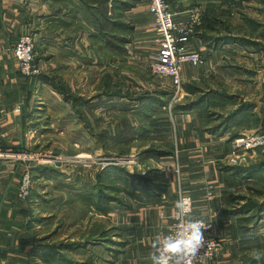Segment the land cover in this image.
Returning <instances> with one entry per match:
<instances>
[{"label":"crops","instance_id":"1","mask_svg":"<svg viewBox=\"0 0 264 264\" xmlns=\"http://www.w3.org/2000/svg\"><path fill=\"white\" fill-rule=\"evenodd\" d=\"M167 1L177 21H187L189 12L194 8L204 11L202 23L190 38L188 48L207 54L208 61L205 67L185 64L181 70L183 95L179 105L191 103L196 104L195 107L185 112H169V115L164 108L147 121L150 133L146 138L135 142L142 144V141L148 140L159 150H164L171 144H164L163 130L167 126L173 127L176 144L180 147L175 157L178 165L182 164L183 173L176 176L175 162L164 163V159L160 158L158 163H154L159 170L162 165L168 167L162 173L169 183L167 192L142 199L126 197L123 203L112 202L109 210L94 220L102 227L91 233V223L86 218L81 220L70 210L73 200L68 194L79 196L84 190V187L76 186L81 183L80 172L66 176L52 166L29 158L32 154L52 155L50 150L55 147V140L61 141L64 137L68 144L73 143L76 147L92 145L94 149L86 151L89 154L103 151L96 137L86 129L84 119L76 113L72 100L66 99L53 85L54 82H63L72 94L87 99L102 92L101 80L106 68L103 69L106 63L102 56L107 53L108 47L104 45L102 28L95 19L97 6H92V12L93 8L87 9L85 0H0V152L7 155L0 158V264H88L87 260L92 258L94 264H151L149 253L154 236L166 233L167 227L174 222L179 187L192 200L193 216L213 219L216 235L222 240V251L208 264H231L233 253L230 247L238 235L234 231V221L242 219V215L229 212L233 210L230 208L234 196L243 195L249 180L245 179V174H237L234 167L218 164L222 165L219 168L216 162L228 156L232 151L230 139L245 127L235 125L227 129L226 126L220 127L221 122L212 126L204 119V114L225 104L226 113L222 114L227 118L240 109L242 103H247L255 126L239 133L263 131L264 56L239 42L223 40L226 36L232 37L227 34L230 30L221 29L225 23L218 24L231 19V10L225 5L227 0ZM205 16L211 22H207ZM126 21L134 28L131 43L126 45V56L131 54L130 47H137L138 41L143 43L140 49L148 52L144 49L149 47L146 43H154L155 38L149 28L148 0H142L127 12ZM240 24L244 23L241 21ZM27 34L35 38L36 61L39 65L45 63L42 64L45 71L35 77L22 76L13 54L18 39ZM152 46L154 49L155 45ZM228 52L236 56L237 64L230 62L229 58L225 60L227 56L223 55H228ZM242 55L251 58L253 63L249 64V68L242 66L247 62ZM109 59H106L107 66L114 70L119 68L118 62ZM86 67L93 71L95 89L91 96L84 93L85 85L80 89V80L77 81L78 75H75L76 72L82 74ZM250 67L259 68L254 70L256 80L250 77L253 73ZM114 70L108 72L113 73ZM42 76L48 80H42ZM116 79L114 77V81ZM231 83H239V90L244 92L230 91L228 85ZM187 85H194L197 92L188 93L185 90ZM142 90L145 91L138 87L137 91ZM208 92L215 95L203 105L197 104L198 95ZM228 101L234 103L228 104ZM123 102L126 101L118 99L105 107L102 104L95 113L120 115ZM134 106L137 110L141 109L138 103ZM184 115L190 116V120L185 121ZM217 127V131H213ZM67 143L61 141L62 146ZM138 159L135 157L136 163ZM153 161L149 159L145 163ZM259 161L264 162L262 151ZM27 170L33 176L34 185L31 198L24 201L19 198V187ZM138 170L141 171V166ZM73 180H76L75 183ZM252 180L257 185L264 182V168ZM94 181L96 184V173ZM211 186L214 191L209 196ZM259 200L260 204H264V195ZM245 202L240 201L239 207ZM255 217L256 234L264 236V212L260 210ZM238 237L247 238L246 235ZM40 244L67 247L59 250L58 258H44L36 249Z\"/></svg>","mask_w":264,"mask_h":264},{"label":"rangeland","instance_id":"2","mask_svg":"<svg viewBox=\"0 0 264 264\" xmlns=\"http://www.w3.org/2000/svg\"><path fill=\"white\" fill-rule=\"evenodd\" d=\"M226 3L227 4L225 5H227L228 8H230L231 10L230 11L231 19H229V21L225 19L224 22L223 21L218 22V24L225 23L224 26H221V29L224 31L230 30L227 33L228 35H231L232 37L235 36L237 38H245L249 42H253L251 44H254L255 42H257L258 43L257 45H254V46L251 45L248 47L250 48L251 51L253 50L254 53L256 51L257 53H260V55L263 54L262 56H264V39L260 37L261 35L260 36L257 35V34H264V0H227ZM233 10H234V15L232 16ZM241 21L244 24H240ZM250 22L253 24H250ZM257 26L260 28L256 29ZM142 44L143 43H139L138 41L136 43V46H137L136 48H134V46L130 47L131 54H129V56L128 55L126 56L129 62L124 64L125 66L124 65L122 66L121 64H119V68L121 67L120 76H119V84L122 86L124 90L129 88L132 91L136 90L135 92L137 93H141V91H137L138 87L144 90L149 89L151 91H155L158 88L160 89L162 88V90L167 91L169 93V98L165 99L167 100L166 101L167 106L165 108L168 111V115H169V112H174L173 111L174 108L181 103L182 95H183L182 94L183 85H182L181 93L177 95V90L175 87H173V82L171 79L159 78L157 75L153 74V72L150 69V62H151V57L157 53V49L155 50V46L153 49L152 45H155L153 42L151 43L147 42L146 44L149 45V47H146L144 49L148 50L149 53L146 51L143 52L140 49V46H142ZM228 53H229L228 55H223V56H227L225 57V60L226 58H229L230 62L233 61V62H236L235 64H237L238 62L236 61V58H235L236 56L232 54L231 52H228ZM107 54L109 53H103V56H102L104 59V63H106V65L103 66V69L104 67H106L104 70L105 72H108V70L110 71L114 70V69H111L109 66H107V60L108 58H110V56ZM201 56L203 59V65H201V67L203 66L205 67V64H207V61H208L207 60L208 56L207 54H201ZM241 57L243 60L244 59L247 60V62L242 63V66L245 65L249 68V64L253 63L249 55H242ZM252 58H255V57H252ZM36 59H37V53L35 54V64L36 65L38 64L37 65L38 67L40 66L39 71L41 73L44 72L45 68L43 65H45V63H40L39 65ZM250 68H252L251 70L253 72L250 77L253 80H256L255 75H254L256 74V71L254 70L258 71L259 68L258 67H255V68L250 67ZM89 70L90 68L86 67L85 69L82 70V74H79L78 72H76L75 75H78V78H80V79L76 78L77 81L80 80L79 82L80 89H83V85H85L84 93H86L88 96H91L94 92L95 84H94L93 77L91 74L93 71L91 70L89 71ZM47 71H48V68L46 69V72ZM82 76H85V77L82 78ZM137 82L138 84H142V85L138 86ZM239 85H240L239 83L238 84L231 83L230 86L228 85V89L230 91H236V92L243 93L244 91L239 90ZM209 93H212V92H208V94ZM208 96L209 95H207L206 93H204L203 95H198L199 98L208 97ZM248 98L250 99L251 97L248 96ZM229 102L230 101H228L227 103L229 104ZM231 102L234 103V101H231ZM243 105L244 103L241 104V107ZM246 105L248 104L246 103ZM224 106L225 104L222 106H217V107L212 108L210 111L204 114L205 115L204 119L210 122L212 126L217 124L216 122H222L225 119L222 113H226L225 112L226 107ZM247 112L248 113L246 115L250 116L249 115L250 111H247ZM104 115H103V118L105 119L101 123L102 126L100 125L101 127L98 128L99 130L107 127L108 124H111V125L113 124V126L119 125L120 119L113 120V118L109 117L108 114H104ZM183 119H185V121H188L190 120V116L184 115ZM91 122L95 126L94 121L92 120ZM253 122H254V119L247 118V121L243 125H241L242 127H245V129L241 128L239 132H242L244 130H250L251 129L250 127L255 126ZM135 124H138V123L135 122ZM226 131H223V132L225 133ZM239 132H236V133L235 131L233 132V134L235 133L234 136L237 135V137L234 139L232 138L230 139L232 151L228 154L227 157L222 159L221 162H216L217 166H219L218 164L231 166L227 158L230 155H232L237 140L241 138L253 139L258 135H264V130L258 131V132L248 131V133H243V134H240ZM163 133L164 134L162 135V138H163V141H165L164 144L165 143L171 144V146L166 147L165 149H167L168 151L172 150V152L174 153L172 157H164L163 162L164 163L168 161L175 162V171H174L175 175L178 176V174L180 173L182 175L183 173L182 164L180 163V165H178L177 157H175L178 155V152H180V147L179 145L176 144L174 128L167 126V128L163 130ZM64 138L66 139V137ZM65 139L61 141H64L67 143ZM61 141L55 140L54 142L55 147L53 148V150H50L52 152L51 153L52 155L46 158L48 160H37V162L44 163L48 166H52L55 170L59 171L60 173L62 171L61 174L64 173L63 175H66V176H68L67 174H73V173L76 174V172H80L79 176H80L81 183L80 184L77 183L76 186L77 187L81 186L82 189L84 187V190H82L81 195L79 196L74 195V194H71V195L68 194V196L72 198L73 200L72 202L73 204L70 207L71 208L70 210L76 213V215L78 214L81 220L86 218V221L91 223V226H92L91 233H94L95 229L99 230L100 227H102L100 223H96L97 221H94V220L96 218L102 217V214L104 215V213L98 211L93 205H91L87 201L88 199H91L92 196L86 197V195L92 194L94 192V187L96 185L94 181L95 173L97 177V173L100 172V170L103 171L106 167L110 165H119L125 168L129 173H139L141 175H145L149 170H153V169L160 171L159 169H157V165H156L159 159H152L154 161L151 164H146L145 163L146 160H142V159H138V163H136L135 161V157L136 158L139 157V154L141 151H143V149H148V148L158 149L159 148L156 144L148 140L142 141V145L138 144V145L133 146L131 148V153H129V155L126 157H116V156L107 157L103 148H102L103 150L102 152H97V153L92 152L91 154H89V152H86V151L90 149H94L92 145L87 144L86 146L85 144L84 147L82 146L76 147L73 145V143H70V144L67 143V145L62 146ZM240 149H243V148H240ZM261 151L264 152V144L258 145L256 148L251 149L249 151H246L245 149H243L242 152H249L247 154V157L245 158L247 160L243 161L242 163L243 165L241 166H237V165L234 166V164H232L231 167H241V168L246 169L254 165L260 164L261 162L259 161V154L261 153ZM36 152H39V151H36ZM79 154H81V156ZM32 155L36 156L38 154H32ZM39 156L46 157L43 155H39ZM140 166H141V171L138 170ZM221 166H219V168ZM163 172L165 173V171H162L161 173ZM250 179H247L249 181L247 182L248 184L246 185L245 192H242L243 195L234 196L233 206L230 208L233 210L229 212V214H232V215H239V214L242 215L241 216L242 219H239L238 221H234L235 228L234 227L233 228H234L235 233L238 235L236 239H234V242L232 243L230 247L231 252L233 253L231 264H264V259L260 261L253 259V253L255 251H260L261 253H264V236L256 234V231H255L256 230L255 222L257 221L256 219L257 217L255 216L259 212V210L257 209L262 205V211L264 212V204H261L256 209H254L255 211H249L250 208H255L254 206L260 204L259 199L262 198V196L264 195V194L263 195L261 194V193H264V182H260V184L257 185L253 183V180H252L253 178H250ZM75 181L76 180H73L74 183ZM96 182H97V179H96ZM211 187H212V191H214L213 190L214 187L213 186ZM180 191L183 195L188 196L186 192L184 191V189L182 187H179L178 188L179 200H180ZM96 192L97 191H95L94 193L96 194ZM240 201H246V202L243 205H241V207H239ZM251 204H254V206L251 207L250 206ZM102 232L100 233L101 237H103ZM243 235H246L247 238L242 239L238 237V236L241 237ZM218 239L220 240V242L222 241L220 238ZM94 262L95 260L93 258L87 260L88 264H94Z\"/></svg>","mask_w":264,"mask_h":264},{"label":"trees","instance_id":"3","mask_svg":"<svg viewBox=\"0 0 264 264\" xmlns=\"http://www.w3.org/2000/svg\"><path fill=\"white\" fill-rule=\"evenodd\" d=\"M141 2L142 0H85L84 3L87 6V9H92V6H97V9L94 12L96 18L93 14L92 15L102 28L101 37L104 43H106L104 45H107L108 47L107 53L109 54L107 55L110 56L109 60L118 62L122 66L128 62L126 58V45L131 43L132 33L134 31L132 25L126 21V13ZM93 10L94 8L92 9V12ZM206 18L207 22H211L208 16ZM250 24L253 23L250 22ZM259 28L260 27L258 26L256 27V29ZM259 36L264 39V34H259ZM203 37L207 38V36ZM209 39L213 40L212 38ZM215 40H218V38ZM223 40L229 43L239 42L244 46H254L258 44L257 42H255L256 44H251L253 42H249L245 38L237 37L229 38L226 36ZM105 49L106 48H104V50ZM110 51L112 52L111 55ZM120 69L121 67L117 68L113 73L104 72L101 80L102 92L92 99L72 94L69 87L63 82L53 83L54 87L60 93H63L66 99L72 100L76 113L84 119L86 129L96 137L107 157L128 156L129 153H131V148L138 145L135 141L137 139L140 140L146 138L150 133V126L147 124V121L151 120L154 115L161 112L167 106V100L165 99L169 98V93L160 88L155 91L142 90L143 92L141 93L135 92L136 90L132 91L129 88L124 90L119 84ZM114 77H117V82H114ZM42 80H48V78L42 76ZM185 90L188 93L197 92L194 85H187ZM207 95L211 97L215 94L209 93ZM216 95L220 98L223 97L221 94ZM208 97L199 98L197 104L203 105ZM118 99L126 101L121 104V114L116 115L108 113V116L112 117L113 120L120 119L119 125L113 126V124H108L107 127L99 130L98 128L102 126L101 123L105 118H103L104 114L97 115L95 113L96 108L102 104L105 107ZM95 100L98 102H95ZM137 103L139 108L141 107L139 110L134 108V105ZM195 105L196 104L191 103H188L185 106L178 105L173 111L174 113L190 111ZM132 110L135 112L131 113ZM247 111H250L248 105L244 104L240 109L229 114V116L221 122L220 127L226 126L228 129L235 125H243L247 121V118L250 119V116L245 115V113L247 114ZM92 120L94 121L95 126L92 124ZM136 121L138 124H135ZM218 128L219 127L213 131H217ZM236 137L237 135L233 136L232 139ZM173 154L172 150L168 151L167 149L159 150L148 148L143 149V151L140 152L139 159H160L164 157H172ZM234 168L237 170V174H245V179H250L254 178L256 173L264 168V163L261 162L260 164L246 169L241 167ZM96 179L97 182L94 187V192L97 191V194L93 192L92 194L86 195V197L92 196V198L87 201L102 213L109 210L112 202H125V197H137L138 199H142V197H150L153 196V194L167 192V189L169 188V183L164 179L162 173L156 169L149 170L145 175H141L139 173H129L125 168L119 165H110L103 171L98 172ZM261 194L263 195L264 193ZM260 205L261 204L254 206V204H251L250 206H254L255 208H250L249 211H255L254 209ZM257 210H262V205ZM64 247L67 246L57 247L40 244L36 249L43 254L44 258H58L57 255L59 250H63Z\"/></svg>","mask_w":264,"mask_h":264},{"label":"built area","instance_id":"4","mask_svg":"<svg viewBox=\"0 0 264 264\" xmlns=\"http://www.w3.org/2000/svg\"><path fill=\"white\" fill-rule=\"evenodd\" d=\"M148 10L151 16L149 28L154 34V44L157 49V53L151 57L150 69L153 74L157 75L159 78L171 79L173 87L176 88L177 95H179L183 85V79L181 77L183 65L190 64L196 67L203 65L201 54L189 50L188 44L196 28L202 23L204 11L200 8H194L189 12L187 21H177L167 0H148ZM13 54L22 76L35 77L40 75L39 67L35 64V38L31 34L23 35L18 39ZM263 144L264 135H258L253 139L241 138L236 141L234 151L227 159L231 166L232 164H234V166H241L243 165V161L247 160L245 158L249 153L242 152V150L245 149L249 151ZM4 157H7V155L0 152V158ZM46 158L48 157L31 155L29 159L34 161L48 160ZM33 185V176L30 170H27L21 179L19 198L24 201L29 200L31 198ZM210 190L209 196H212V187ZM182 198L190 212L193 213L191 198L183 195L180 191V200ZM161 217L165 218L164 215ZM178 219L179 218L175 214L173 217L174 222L167 227L166 233L175 229ZM205 222L211 223V227L204 231L206 246L201 249L195 264H208L213 262L222 251V243L217 238L215 231L216 227L213 220L207 219Z\"/></svg>","mask_w":264,"mask_h":264},{"label":"clouds","instance_id":"5","mask_svg":"<svg viewBox=\"0 0 264 264\" xmlns=\"http://www.w3.org/2000/svg\"><path fill=\"white\" fill-rule=\"evenodd\" d=\"M160 170L167 171L168 167L162 165ZM176 208L179 219L175 229L157 233L153 238L149 253L151 264H195L201 249L206 246L204 231L211 223L193 216L183 198L177 201ZM253 259H264V253L255 251Z\"/></svg>","mask_w":264,"mask_h":264},{"label":"bare ground","instance_id":"6","mask_svg":"<svg viewBox=\"0 0 264 264\" xmlns=\"http://www.w3.org/2000/svg\"><path fill=\"white\" fill-rule=\"evenodd\" d=\"M107 164V163H106ZM109 165V164H108ZM107 166V165H106ZM112 166V165H111Z\"/></svg>","mask_w":264,"mask_h":264}]
</instances>
